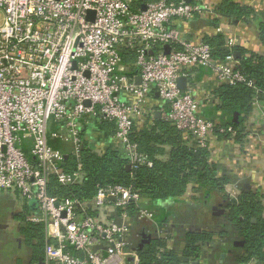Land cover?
<instances>
[{"label":"built area","instance_id":"built-area-1","mask_svg":"<svg viewBox=\"0 0 264 264\" xmlns=\"http://www.w3.org/2000/svg\"><path fill=\"white\" fill-rule=\"evenodd\" d=\"M215 9L207 0H0V192L37 205L27 222L46 229L47 264H140L127 209L142 197L120 186L99 187L86 202L70 197L84 176L66 171L67 154L50 144L49 126H60L51 138L69 145L78 160L82 124H115L112 142L132 165L151 168L130 135L156 96L160 120L209 150L215 133L226 130L202 115L192 94L194 72L210 70L220 87H254L234 58V41L222 61L205 33L190 40L181 32V25L218 18ZM224 24L215 28L218 35ZM59 188L65 196L55 195ZM139 219L154 214L141 210Z\"/></svg>","mask_w":264,"mask_h":264},{"label":"trees","instance_id":"trees-1","mask_svg":"<svg viewBox=\"0 0 264 264\" xmlns=\"http://www.w3.org/2000/svg\"><path fill=\"white\" fill-rule=\"evenodd\" d=\"M182 1L169 0L174 3ZM215 13L220 18L196 20L191 28L200 30L217 27L221 18L247 24H252L255 20L260 41L264 45V14L256 18L252 7L235 0H223L216 6ZM205 41L210 45L216 59L223 61L231 55L220 35L206 37ZM237 51L240 53L239 68L248 82H254V87H249L247 83L220 87L214 93L218 105L210 102L202 110V114L226 130L225 133L216 132L218 138L240 141L247 136L244 134V125L253 111V105L255 103L264 105V57L257 54L248 57L241 48ZM134 55L124 54V61H133ZM206 74H210V70L200 68L195 80H200ZM103 126L107 131L105 135L107 138L114 136L115 124L105 123ZM228 129H232L234 133L227 132ZM130 139L137 144L139 153L153 162L151 168L132 165L125 153L115 144V148H108L104 153L98 154L94 146L85 142L80 151V159L71 156L65 162L67 172H80L84 176L83 184L74 189L70 197L86 202L94 197L99 187L118 186L129 188L153 203L179 201L188 193L190 185H193L194 191L204 198L213 193L223 194L227 205L226 222L235 231L236 237L245 242L244 251L235 256L234 263L264 264V207L261 193L247 191L237 199L231 198L226 193L231 179L219 176V168L211 161L209 150L197 148L190 135L180 133L162 120L157 119L153 125L143 129L135 127ZM50 144L55 149L62 147L59 141ZM64 147V152L70 154V146ZM167 148L171 151L168 160L164 161L162 158ZM55 195L65 196L66 191L59 188ZM141 210L137 205H131L127 209V214L132 220L129 229L130 247L136 249L140 264H190L189 262L200 261L203 245L212 241L213 235L210 233H188L182 257L169 250L162 239L153 240L142 250L138 249L141 242L142 221L139 219ZM119 214L116 215L117 218ZM20 219L25 221L22 234L26 245L34 251L37 261L40 258L44 259L46 247L50 242L46 237L45 227L27 222L26 216Z\"/></svg>","mask_w":264,"mask_h":264},{"label":"crops","instance_id":"crops-1","mask_svg":"<svg viewBox=\"0 0 264 264\" xmlns=\"http://www.w3.org/2000/svg\"><path fill=\"white\" fill-rule=\"evenodd\" d=\"M243 5L254 9L256 18L264 14V0H235ZM209 4L220 5L223 0H207ZM253 5V6H252ZM254 17V19H256ZM204 20V19H202ZM224 32L220 36L224 39V46L228 41H234L233 53L241 48L246 52V56L257 54L264 57V45L261 43L255 20L252 24L244 22H234L226 18H221L220 24ZM181 32L190 40H195L206 34V37L217 36L216 27H206V29L193 30L184 29L179 26ZM239 60V59H238ZM239 65V61H237ZM197 72L192 78V94L200 102L203 110L210 102L216 106L215 91L220 88L218 82L212 74L202 76L200 80H195ZM153 110L145 114L136 127L143 129L154 124L157 120V113L161 108L158 97H154ZM202 113V112H201ZM203 115V114H202ZM204 116V115H203ZM205 117V116H204ZM105 123L92 120L90 125L82 124L83 143L88 142L94 146L98 154L104 153L108 148H115L112 142L113 136L106 135ZM102 125V127H101ZM110 125V124H109ZM62 127V126H61ZM60 126L50 124V142H57L51 138L53 133L60 131ZM247 136L240 140H226L214 135L210 143L209 153L213 163L218 168L221 177L231 179V184L227 187V195L231 190L237 191L238 195L244 192H259L263 196L264 207V105L256 103L253 111L244 125ZM106 137V138H104ZM60 142V141H59ZM62 143V142H60ZM65 144L62 143L60 150L65 151ZM171 149L167 148L162 160L167 161ZM65 153V152H64ZM67 154V159L71 158ZM225 198L223 194L213 193L208 197L194 191V186L190 185L188 193L179 201H167L153 203L147 198H142L138 207L154 214L153 220H141V232L151 235L152 241L162 239L169 250L176 252L182 257L186 249V235L191 232L210 233L213 235L210 243H205L202 249V256L199 262H189L190 264H235L234 258L244 251L243 246L236 245L235 241H242L235 235V231L225 223V216L217 217L213 211L215 207L225 209ZM35 203H23L17 195L0 192V264H37L34 251L26 245L22 234L23 220L37 213ZM226 210V209H225ZM264 217V213H263ZM26 219V220H27ZM142 240V237H141ZM140 244V243H139ZM258 264V263H250Z\"/></svg>","mask_w":264,"mask_h":264},{"label":"water","instance_id":"water-1","mask_svg":"<svg viewBox=\"0 0 264 264\" xmlns=\"http://www.w3.org/2000/svg\"><path fill=\"white\" fill-rule=\"evenodd\" d=\"M184 2L186 4H190L192 2V0H184ZM170 50H171V48L169 46L164 47V53H165V55H169L170 54ZM152 55H153V52H150V56H152ZM234 58H235V60L238 61L239 54L238 53H235L234 54ZM178 86H179V88L181 90H185L186 87H187V80L185 78L179 79L178 80ZM156 117H157L158 120H160V113H157ZM236 117L238 119V115H236ZM213 211H214V213H215V215L217 217L218 216H224L225 213H226V210L225 209H222L221 206L220 207H215L213 209ZM253 223H256V221H253ZM2 228H3V226L0 225V229H2ZM141 237H142V240H141L140 244L138 245V249H140V250H142L146 245L150 244L151 241H152L151 235H148V234H146L144 232L142 233ZM239 244L244 247L245 242L242 241V242H239ZM135 251H136V249H135ZM37 264H47V263H46L45 260H43L42 258H40V259H38V263Z\"/></svg>","mask_w":264,"mask_h":264},{"label":"flooded vegetation","instance_id":"flooded-vegetation-1","mask_svg":"<svg viewBox=\"0 0 264 264\" xmlns=\"http://www.w3.org/2000/svg\"><path fill=\"white\" fill-rule=\"evenodd\" d=\"M224 206H225V209H226V213H225V221H226V218H227V205L226 204H224ZM218 217H221V216H218ZM223 217V216H222ZM225 223H227V222H225ZM228 224V223H227ZM236 242V245H238V246H241L240 244H239V241H235ZM240 242H242V241H240ZM43 259V258H42ZM43 260H45L46 261V259L44 258Z\"/></svg>","mask_w":264,"mask_h":264},{"label":"rangeland","instance_id":"rangeland-1","mask_svg":"<svg viewBox=\"0 0 264 264\" xmlns=\"http://www.w3.org/2000/svg\"><path fill=\"white\" fill-rule=\"evenodd\" d=\"M228 192H230L231 196H232V195H233V196L238 195L237 191H234V190H231V191H228Z\"/></svg>","mask_w":264,"mask_h":264}]
</instances>
